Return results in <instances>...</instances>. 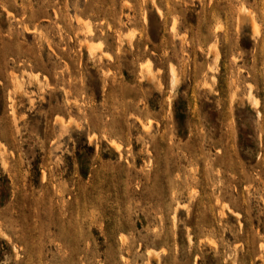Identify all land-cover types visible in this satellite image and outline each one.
I'll use <instances>...</instances> for the list:
<instances>
[{
    "label": "rangeland",
    "instance_id": "374dc122",
    "mask_svg": "<svg viewBox=\"0 0 264 264\" xmlns=\"http://www.w3.org/2000/svg\"><path fill=\"white\" fill-rule=\"evenodd\" d=\"M0 264H264V0H0Z\"/></svg>",
    "mask_w": 264,
    "mask_h": 264
},
{
    "label": "bare ground",
    "instance_id": "6f19581e",
    "mask_svg": "<svg viewBox=\"0 0 264 264\" xmlns=\"http://www.w3.org/2000/svg\"><path fill=\"white\" fill-rule=\"evenodd\" d=\"M91 45V44H90ZM90 47H92V46H90ZM90 50H91V48H90Z\"/></svg>",
    "mask_w": 264,
    "mask_h": 264
}]
</instances>
